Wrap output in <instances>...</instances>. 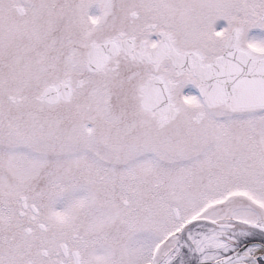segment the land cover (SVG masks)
<instances>
[{"label": "snow or ice", "instance_id": "1", "mask_svg": "<svg viewBox=\"0 0 264 264\" xmlns=\"http://www.w3.org/2000/svg\"><path fill=\"white\" fill-rule=\"evenodd\" d=\"M0 264H264V0H0Z\"/></svg>", "mask_w": 264, "mask_h": 264}]
</instances>
